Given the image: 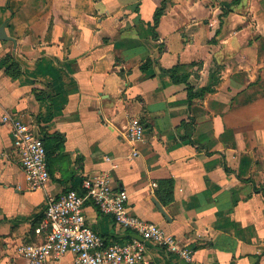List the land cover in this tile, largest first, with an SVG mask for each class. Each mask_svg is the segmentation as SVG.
<instances>
[{
	"label": "crops",
	"instance_id": "0c3cea01",
	"mask_svg": "<svg viewBox=\"0 0 264 264\" xmlns=\"http://www.w3.org/2000/svg\"><path fill=\"white\" fill-rule=\"evenodd\" d=\"M3 24L0 264H27L19 249L41 241L48 200L102 172L131 214L193 251L186 263L147 243L151 264H264V0H0ZM5 115L51 146L65 138L44 186L28 181ZM85 215L108 244L133 239Z\"/></svg>",
	"mask_w": 264,
	"mask_h": 264
},
{
	"label": "built area",
	"instance_id": "2783aa9c",
	"mask_svg": "<svg viewBox=\"0 0 264 264\" xmlns=\"http://www.w3.org/2000/svg\"><path fill=\"white\" fill-rule=\"evenodd\" d=\"M3 123L11 125L14 149L28 181L33 188L44 186L50 181V172L42 137L10 115L3 117ZM144 131L140 120H131V140H141ZM105 160L112 161L107 157ZM111 182V176L102 172L85 177L78 188L50 198L34 230L41 241L26 243L19 249L27 264L60 261L69 254L74 256V264H151L146 260L147 243L176 255L186 263L192 262L193 251L180 248L174 236L166 234L157 224L131 214L129 194L112 188ZM86 206L111 217L119 231L137 234L144 242L132 239L125 244H108L88 222Z\"/></svg>",
	"mask_w": 264,
	"mask_h": 264
},
{
	"label": "trees",
	"instance_id": "16d2710c",
	"mask_svg": "<svg viewBox=\"0 0 264 264\" xmlns=\"http://www.w3.org/2000/svg\"><path fill=\"white\" fill-rule=\"evenodd\" d=\"M160 17H161V12L158 11L156 13V17H155V26L159 23ZM168 73L171 74V76H173V78H175L176 74L178 73V69L175 68V69L169 71ZM41 134H42V137H43L42 140L44 142L45 149H46L47 163H48V158L50 157V155L60 149L61 145H63L64 142H65V138L62 137L61 135H58V134L54 135V137L57 138L58 141H56V143L53 146H51L50 143L48 142V139H50V138H48L47 135L44 137L43 133H41ZM164 184H165V186H167L166 189L164 190V193L166 194V196L162 197V194L160 193V190H159L158 193L160 195L159 197L161 198V201L164 204H168L173 199V197H172V189H173L172 184H173V182L172 181H167Z\"/></svg>",
	"mask_w": 264,
	"mask_h": 264
},
{
	"label": "water",
	"instance_id": "95a60500",
	"mask_svg": "<svg viewBox=\"0 0 264 264\" xmlns=\"http://www.w3.org/2000/svg\"><path fill=\"white\" fill-rule=\"evenodd\" d=\"M0 40H6V41H9L11 40V38H9L7 35H6V32H5V24H3L1 27H0ZM127 237L129 238H133V239H137L141 242H144V239L137 235V234H129L127 235Z\"/></svg>",
	"mask_w": 264,
	"mask_h": 264
}]
</instances>
